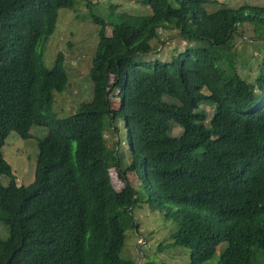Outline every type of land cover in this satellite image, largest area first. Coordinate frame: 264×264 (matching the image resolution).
<instances>
[{"label": "trees", "instance_id": "1", "mask_svg": "<svg viewBox=\"0 0 264 264\" xmlns=\"http://www.w3.org/2000/svg\"><path fill=\"white\" fill-rule=\"evenodd\" d=\"M83 1L99 25L93 95L59 117L53 91L65 90L68 74L61 52L44 65L42 47L58 8L76 0H0V177H8L0 178V264H138L120 256L137 197L127 182L114 186L110 168L125 171L116 140L110 146L104 134L120 114L133 154L127 168L141 160L147 200L169 209L174 223L167 246L188 249L190 264L221 244L218 264H264V73L240 77L231 43L236 24L264 26V6L208 12L211 0H147L151 15L137 26L112 4L105 37L96 3ZM160 30L180 34L184 51L169 61L135 59ZM112 90L117 110L109 109ZM31 125L47 131L36 140L32 180L19 184L2 146L10 131L29 137Z\"/></svg>", "mask_w": 264, "mask_h": 264}, {"label": "rangeland", "instance_id": "2", "mask_svg": "<svg viewBox=\"0 0 264 264\" xmlns=\"http://www.w3.org/2000/svg\"><path fill=\"white\" fill-rule=\"evenodd\" d=\"M96 5L93 12L105 18L104 36L111 35V26L114 23V14H109L112 4L116 5L114 13L122 20L133 25L142 24L151 15V8L147 0H93ZM243 4L264 6V0H211L205 3L208 12L217 7H237ZM247 6L244 7V11ZM99 25L90 15L89 8L83 0H76L72 8L59 7L52 33L42 47V60L46 67H50L57 52H61L68 74V83L64 91H53L51 109L59 117L72 114L82 101L91 100L93 84L89 76L93 55L99 40ZM151 50L139 53L135 59L143 61H169L174 54L184 51L189 42L180 34L169 30H160L159 36L151 42ZM233 49L236 51L234 69L237 74L247 81H252L258 73H264V26L249 22L236 24L231 37ZM232 51V48H231ZM113 80V76H110ZM109 109L121 108L117 90L109 94ZM207 110L208 118L212 116L213 105H202ZM114 123V124H113ZM115 128V129H114ZM46 127L31 125L29 137H21L15 131H10L4 140L2 152L4 158L11 165L19 184H27L32 180L36 158V140L46 134ZM181 127L173 124L172 135L180 134ZM108 145L116 140L119 165L124 169V178L119 175V167L110 168L113 183L120 188L126 182L133 186L136 192L137 203L133 208V219L138 229H127L121 248L120 256L123 259H132L140 264H190L189 250L184 247H169L168 235L174 229V223L164 214L169 209L156 206L155 202L147 199L151 195L144 186V180L138 175L142 166L141 160L137 166L128 167L132 152L128 145L127 131L123 117L120 114L112 125L105 129ZM2 183L6 184L8 177L1 175ZM173 210L172 203H168ZM6 228L0 223V236H5ZM143 237L144 239H141ZM159 246L162 250H159ZM225 247H217L215 255L201 264H218L220 251Z\"/></svg>", "mask_w": 264, "mask_h": 264}, {"label": "water", "instance_id": "3", "mask_svg": "<svg viewBox=\"0 0 264 264\" xmlns=\"http://www.w3.org/2000/svg\"><path fill=\"white\" fill-rule=\"evenodd\" d=\"M114 153H116V149H115ZM135 195H136V192H134L133 196L135 197ZM132 207H133V204H131V206H130V208H129V209H131ZM136 225H137V223H136V222H134V229H135V230H137V228H136ZM141 239H144V238H143V237H141ZM138 264H140V262H139Z\"/></svg>", "mask_w": 264, "mask_h": 264}]
</instances>
